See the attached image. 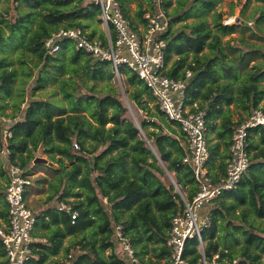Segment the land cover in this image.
<instances>
[{
  "label": "trees",
  "instance_id": "obj_1",
  "mask_svg": "<svg viewBox=\"0 0 264 264\" xmlns=\"http://www.w3.org/2000/svg\"><path fill=\"white\" fill-rule=\"evenodd\" d=\"M14 1L12 13L0 10V154L9 150L5 162L0 156V226L9 224L6 165L28 168L40 151L59 167H53L56 176L48 181L44 205L34 211L35 240L24 264H134L118 251L116 224L123 226L141 263L167 264L172 220L184 203L175 185L166 181L164 167L188 200L198 191L193 168L183 161L189 142L180 124L165 115L128 65L119 69L129 101L146 113L140 127L127 116L111 60L77 49L68 38L60 40L59 51H48L46 40L61 28H83L91 39L107 43L95 1ZM130 1L120 3L132 27L139 29L146 25V13L154 11L155 0L150 10L141 3L133 10ZM220 1L176 0L172 12L173 0L160 3L173 15L162 35L167 41L165 73L186 80V103L206 110L207 132L212 134L208 168L215 180L226 175L237 125L254 108L264 110V0H255L259 3L250 15L231 23L216 8ZM235 3H229L231 9ZM192 14L196 21L173 28ZM246 31L253 40L246 39ZM234 33H240L238 44L224 39ZM258 56L262 61L252 63ZM8 124L12 135L6 140ZM248 149V171L236 189L209 204L211 224L202 233L207 257L220 252L237 264H264L263 129H253ZM60 201L78 211L74 223L72 212L57 207ZM197 245L196 238L186 242L190 264L200 261ZM5 257L0 237V264H6Z\"/></svg>",
  "mask_w": 264,
  "mask_h": 264
},
{
  "label": "built area",
  "instance_id": "obj_2",
  "mask_svg": "<svg viewBox=\"0 0 264 264\" xmlns=\"http://www.w3.org/2000/svg\"><path fill=\"white\" fill-rule=\"evenodd\" d=\"M100 7L101 26L106 32L107 43L100 39H91L87 30L83 28H61L46 40V47L50 53L60 50V40L68 38L74 41L77 49H82L101 60H111L115 77L121 80L123 74L119 67L128 65L134 70L151 90L156 103L165 115L178 122L189 142V153L183 158L189 163L194 172L198 191L192 200H188L177 183L173 184L181 195L184 209L172 220L168 244L171 255L167 264H190L185 256L186 242L196 238L197 248L201 254L198 264H237V259L229 261L223 258L220 252L214 253L212 258L205 253L206 240L202 231L211 224V213L202 214L200 210L215 199L221 197L226 191L236 189L243 175L248 171L250 151L249 138L253 129L264 131V110L254 108L245 119L237 125L232 135L230 146L231 156L228 161L226 175L215 180L209 173L208 160L210 157L209 141L207 136V122L205 108H199L197 103L193 106L186 103L185 90L187 81L175 79L165 73V46L167 41L162 37L169 28V17L161 7L158 11L146 13V25L139 29L132 27L126 17L120 0H92ZM161 5V0H155ZM235 17H227L225 23L233 22ZM111 30L115 32L112 39ZM187 77L192 75L190 70ZM195 107L196 110H192ZM5 121H10L4 118ZM9 125V124H8ZM5 139L11 137L9 126L4 129ZM76 148L79 145L75 144ZM6 155L9 150H4ZM30 167L21 168L17 164H10V182L6 189V200L9 204V224L0 226V237L6 251V264H24L32 254L31 243L35 240L32 235L37 217L27 202L25 196L33 183V174ZM60 210L72 212V222L78 216V211L72 204L60 201L57 206ZM123 226L115 225L117 237L121 241L124 253L134 264H143L135 256L134 249L128 239L123 235ZM71 256V255H69Z\"/></svg>",
  "mask_w": 264,
  "mask_h": 264
},
{
  "label": "crops",
  "instance_id": "obj_3",
  "mask_svg": "<svg viewBox=\"0 0 264 264\" xmlns=\"http://www.w3.org/2000/svg\"><path fill=\"white\" fill-rule=\"evenodd\" d=\"M224 0H222V1H220V2H218V4H217V6H216V8L219 10V11H223L224 13H225V15L227 14V13H230V11L232 10V11H234V7H233V9H231V7H230V4H229V10L227 11V10H222V8H221V3L223 2ZM231 1H233V0H230V1H228V3H230ZM236 3V5L239 3V2H241L242 0H239L238 2H237V0H234ZM132 2H135V6H132L131 5V3ZM246 2H247V0H246ZM139 3H141V4H143V7L144 8H147L148 10H150V9H152V0H131L130 2H129V4L132 6V9L133 10H135V8L137 7V5L139 4ZM235 5V6H236ZM176 6V0H173V4L169 7V12H172L173 11V8ZM162 8V6L160 5H158V4H154L153 5V10L154 11H158V9L159 8ZM163 9V8H162ZM165 10V9H164ZM166 11V10H165ZM148 12H150V11H148ZM147 12V13H148ZM233 13V12H232ZM168 17H169V21H170V19L173 17V15L172 16H169V15H167ZM197 20V16L196 15H194V14H192L190 17H188V18H186L185 20H183V21H180V22H176L175 24H174V26H173V28L174 27H178V26H180V25H182L183 23H192V22H194V21H196ZM239 20V19H238ZM169 29V28H168ZM167 29V30H168ZM235 34V33H234ZM227 37V36H226ZM123 85H121V87H122ZM46 155V154H45ZM0 156H1V158H2V160H4V162H5V158H6V156H8V155H6V153L3 151V153H1L0 154ZM43 157H46L47 158V156H43ZM50 160V159H49ZM50 161H52V160H50ZM11 163H9V165H10ZM33 165H31V167H30V169H31V171H32V174H33V176H34V178H33V183H32V185L29 187V190H28V192H27V202H28V204H29V206L32 208V211L34 212V211H39L40 210V208L39 207H37V205H40L41 204V206L42 205H44V202H45V200H46V198L48 197V181L50 180V179H52L54 176H56V172L53 170V167L54 168H58L59 167V165H58V163H56V162H54V165H48V164H41V165H39V166H36V165H38V164H34V163H32ZM9 165H6V168H7V173H8V175H9V178H11L10 177V171H9ZM70 165V164H69ZM52 167V168H51ZM40 180H42V181H40ZM35 194V196H33V197H31V195L32 194ZM33 198H36L35 200L37 201V204H35L36 205V208L34 209L33 208V206H31L30 204H31V201L33 200L34 201V199ZM32 201V202H33ZM58 204V203H57ZM33 205H34V203H33ZM209 206V204L208 205H205L201 210H200V212L202 213V214H206V213H210V209H211V207H208ZM118 251H119V253L120 254H122V253H124V252H121L120 251V249H118ZM60 255H64V252H61V254ZM123 255V254H122Z\"/></svg>",
  "mask_w": 264,
  "mask_h": 264
},
{
  "label": "rangeland",
  "instance_id": "obj_4",
  "mask_svg": "<svg viewBox=\"0 0 264 264\" xmlns=\"http://www.w3.org/2000/svg\"><path fill=\"white\" fill-rule=\"evenodd\" d=\"M228 1H230V0H224L222 3H221V8H222V10H229V3H228ZM259 2H257V1H255V0H253L249 5H248V7H246L245 8V5H246V0H242L241 2H239L235 7H234V11H233V13L231 14V15H228L229 13H227L225 16L226 17H235V19H234V21L236 22V21H239L241 18L240 17H245V16H248V15H250V13H251V11H252V9H253V7H254V5H256V4H258ZM155 4V3H154ZM15 5H16V3H15V1L14 0H0V10H2V9H10V12L12 13L13 11H14V7H15ZM131 5L132 6H135V2H132L131 3ZM243 9H244V11H243ZM246 9V10H245ZM241 11H243L244 12V14H242V12ZM6 16H8L9 17V13H7L6 14ZM258 16V14H256L255 15V17H257ZM239 19V20H238ZM250 24L252 25V23L250 22ZM261 35L264 37V32H261ZM239 36H240V33L238 34V33H235V34H232V35H229V36H227V37H225L224 39L226 40V39H234L233 41L234 42H236V43H234V44H238L239 42H238V40H239ZM246 36H247V40H253L252 38L253 37H250L249 36V32L248 31H246ZM262 41H264L263 39H262ZM256 61H253L252 63H254V62H257V60H260V61H262V58H261V56H258V58H256L255 59ZM117 85H119L120 86V95H121V97H122V99H123V101H124V103H125V105L127 106V108H128V111H127V116L128 117H131V118H133V120L135 121V123H136V125L139 127L141 124H140V120H141V118L142 117H145L146 116V113L142 110V109H139L138 108V106H136V105H134V104H132L130 101H129V98H128V96H127V92L125 91V89H124V85H126V83H125V76H122V78H121V80H119V79H117V77L116 78H114V80H113ZM121 85H123L122 87H121ZM24 106V105H23ZM8 111H11V110H8ZM9 125H7L6 127H8ZM140 132H141V135L143 136V137H145V136H147L146 135V133L144 132V130L142 129H140ZM211 130H208V132H207V138L209 139L210 137H211ZM37 156H46L45 154H43L42 152H38L37 153ZM70 164V163H69ZM170 172V171H169ZM171 175H172V177H173V173H171ZM165 178H166V181L167 182H172V179H171V177H170V175L168 174V172L166 171V176H165ZM34 181V180H33ZM173 183V182H172ZM48 188V187H47ZM33 196H35V194L33 193L32 195H31V197H33ZM34 199V201L32 202L31 201V206H33V208L35 209L36 208V205L35 204H37V201L35 200L36 198H33ZM33 203H34V205H33ZM37 206H39V205H37ZM235 241V240H234ZM233 240H231L230 242H234ZM206 245H207V241H206ZM119 249H120V251L121 252H124V250H123V247H122V244L121 245H119Z\"/></svg>",
  "mask_w": 264,
  "mask_h": 264
},
{
  "label": "water",
  "instance_id": "obj_5",
  "mask_svg": "<svg viewBox=\"0 0 264 264\" xmlns=\"http://www.w3.org/2000/svg\"><path fill=\"white\" fill-rule=\"evenodd\" d=\"M140 127V126H139ZM152 150H154V147L151 145V143L149 142ZM154 152L156 153V151L154 150ZM157 157L159 158L158 154L156 153ZM160 159V158H159ZM34 164H48V165H54L53 161H50L48 158L43 157V156H37L34 160H33ZM164 169L168 172V174L170 175L172 182L176 183L174 178L172 177L171 173L169 172V170L164 167Z\"/></svg>",
  "mask_w": 264,
  "mask_h": 264
}]
</instances>
